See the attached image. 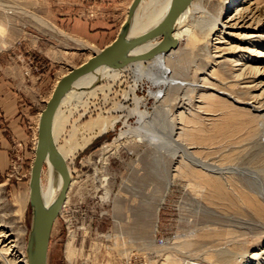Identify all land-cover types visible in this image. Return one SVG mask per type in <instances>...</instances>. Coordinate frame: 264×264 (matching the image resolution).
<instances>
[{"label": "rangeland", "instance_id": "1", "mask_svg": "<svg viewBox=\"0 0 264 264\" xmlns=\"http://www.w3.org/2000/svg\"><path fill=\"white\" fill-rule=\"evenodd\" d=\"M131 2L0 0V23L5 24L0 30V232H6L16 246L8 255L2 251L4 245L0 251L10 262L24 264L31 244L30 178L41 112L61 77L118 36ZM241 4L260 10L262 16L245 29L227 30L220 37L198 42L194 70L186 73L172 65L164 70L172 76L176 68L177 81L185 84L202 85L206 76L207 89L168 92L151 88L144 79L138 92L142 112L130 115L136 100L126 102L121 94L133 84L131 77L115 87L118 95L91 99L87 113L77 98L62 107L68 122L57 148L72 147L74 154L66 161L71 186L53 228L48 264H174L176 258L199 264H250L251 256L264 248L258 223L219 211L220 217L209 218L198 210L194 190L180 181L192 178L182 174L201 173V168L188 163L185 149L195 158L210 163L217 158L219 166L234 168L236 175L229 176L228 182L245 191L251 186L244 176L264 184L259 114L249 109V104L264 100V47L262 54L255 53L259 45L264 46V0H219L217 7L226 23ZM8 9L10 13H4ZM31 14L56 31L40 26ZM80 21L88 23L82 36L74 32ZM178 47L169 61L189 46L182 40ZM207 49L211 58L205 57ZM240 59L256 62L261 70L257 79L235 78L241 68L235 61ZM119 101L121 110L116 106ZM148 119L153 140L137 134ZM104 121L109 128L102 133ZM173 122L182 129L174 136L170 133ZM225 127L229 129L226 139L217 137L213 144L199 146V141H209ZM46 171L44 167L42 182ZM175 179L180 180L172 187ZM255 193L264 204L261 192ZM215 226L220 239L209 231ZM198 234L204 236L202 244L196 243ZM220 248L230 253L221 255ZM239 255L244 258L236 260Z\"/></svg>", "mask_w": 264, "mask_h": 264}, {"label": "bare ground", "instance_id": "2", "mask_svg": "<svg viewBox=\"0 0 264 264\" xmlns=\"http://www.w3.org/2000/svg\"><path fill=\"white\" fill-rule=\"evenodd\" d=\"M170 4H171V0H142L140 4L138 5V8L136 9L134 17L131 21L128 36L134 37V36L141 35L142 33H145L149 31L150 29H152L153 27H155L156 25H158L165 18L169 10ZM217 4H219V0H193L190 3V5L186 8V10L182 13V15L179 17V19L177 20L175 24L174 37L178 41V46H180V43L182 40H185L189 47L186 48V50L182 52V55L180 57L179 56L176 57L174 61H169L168 58L170 55L173 54L172 52H176L179 49L178 46L176 49L172 50L170 53L166 55H158L156 56V58L149 60V61L131 62L125 66L118 67V68L101 67L97 69L95 72L83 77L82 79H80L78 82L74 84V86L72 87V90L63 98L60 104V107L58 108V111L56 112V115L54 118V124H53L54 143H55L58 153L63 157L65 162L73 156L74 149L72 150V147L67 150H65L62 147L57 148V140L60 134L63 132L66 122H68V120L65 119V116H64L65 114L62 111V107L64 105L72 104L73 100L75 101L76 98H77V101H79L77 103L80 104L83 110L84 109L87 110L85 112L87 113L88 111H90L89 104H90L91 99L97 98L100 95L104 96L105 98H108L111 94H114V93L118 95V92L117 93L114 92L115 87L117 85L121 86L125 78L130 79L131 77H133L134 78L133 84L126 88L128 89V91L126 90L122 91L121 98L126 102L130 101L131 99L136 100L135 109H133V111L130 112V115H139L141 114L142 110L139 106L140 101L138 98V92L144 84L143 82L144 79H146L148 83L151 84V88L153 85L154 88H165L168 90V92L173 91L175 89L182 92L185 90V88H188V87L189 88L191 87L193 92L197 90L203 91L207 89L206 86L204 85L208 81V78H206V76L204 77V79H202L203 80L202 85L179 83L177 81V77H176L177 71H175V69L180 68L181 70H185L186 73L190 72V70L193 69V66L196 65L195 63L196 60H194L193 58L195 57L193 56V53L195 52L197 48L198 42L206 41L209 38H211V36L220 37L222 36V33L227 30L232 31L233 29H245L250 26V25L248 26L249 22H251L252 24V21L262 16V12H260V10L251 9L249 7L242 8V4H241L240 6L236 8V11L238 12L236 13V16L234 15L229 21H227L226 23H222L221 17H220V11L217 7ZM210 5L211 6L214 5V8L210 9L209 8L211 7ZM9 10L11 9L4 10V13H10ZM238 15L240 16L238 18H235ZM30 16L36 19L37 23L40 26L45 27L49 30L56 31V29L52 25H50L47 21L40 19L39 17L34 16L33 14H31ZM4 28H5V24L0 23V30ZM218 34H221V35H218ZM158 44H159V39L150 41L144 44L143 46H141L139 49H137L135 53L149 51L150 49L156 47V45ZM263 47L264 46L259 45V48L256 49L255 53L257 55L262 54L261 48ZM214 49L218 51L219 47L214 46ZM204 52L207 54L205 55V57L206 56L208 58L212 57V53L208 49ZM200 54L198 55V57L200 56ZM235 62H236V67H241L239 69L240 74L236 75L235 77L238 81H248V80L257 79L259 75L261 74L260 68L258 67V65L255 64L256 62H254L253 60L243 61L240 59ZM171 65L175 66L176 68L175 67H174L175 69L172 68L174 70L173 75L168 76L166 75L164 70ZM77 105H76V108H77ZM181 105H185V102H183V100H182ZM116 106L119 110H121L120 107L122 105L120 101L118 105ZM249 109L259 114L258 118L260 121L257 127V137H259V139L261 138L264 141V100L260 101V98H259V101L256 100L253 103L249 104ZM230 117L231 116H229L228 119H230ZM149 118L151 119V116ZM116 122L117 120L114 122L113 126L115 125ZM151 126H152V120L148 119L146 124L143 125V127L140 128L137 132L139 138L145 139V140L146 139L153 140L152 136L150 135ZM170 126H172V132H170L172 136L177 135V130H182L181 128L177 127L175 122H173ZM108 128H109L108 123L104 121L101 132L104 133L105 131H107ZM226 129L227 128L225 127L224 129L214 132V134L212 133L213 137L210 138L209 141H203V140L199 141V146L205 145L207 142L213 144V142L215 141V138L217 137H220L221 139L222 138L226 139L229 136V135L227 136L228 134L227 130L229 129L227 130ZM181 134L179 136H181ZM91 140L92 139L89 138L87 140V143H89ZM175 142L177 143L179 142V140H175ZM186 151L187 150L184 149L183 155L187 157L189 161L188 163L195 167L201 168V173L192 172V174L191 175L189 174V176L186 174L184 175L182 174L181 176L183 177L186 176L187 179L190 176L192 178H190L187 181H184L183 178H181V180L175 179L172 182V187H174V184L177 180L184 182L185 184L184 188L187 189L191 187V189L194 190L197 196L196 202L198 205L197 207L198 210L202 211L204 215L209 216V218L210 217H214V218L220 217L218 216V213H216V211H219L221 212V214L222 213L229 214V215L232 214L235 217H239L245 220L255 221L256 223L259 224V226L257 227L260 230V234L264 235V204L259 198L255 197L254 194H252V193H255L256 190L257 191L259 190L261 194L263 195V198L262 197L261 198L264 199V184L258 179L254 180L255 182H252L250 181L249 178H246V176H244L245 177L244 180H246L247 183L249 184L248 186H251L249 187L250 191H245L239 186H236L228 182L229 176L236 175L234 168L232 167L224 168L222 166H219L217 163L218 161L217 158H215L213 162L210 163V162H206L201 159L195 158L192 155L188 154ZM44 167H47V171H46L47 175H46L45 182H42V177H41V195L44 200V204L46 205L47 208H49L56 202V200L58 199L60 195V192L63 187V178L56 171V169L54 168V165L49 161V159L46 160ZM215 177H218V178H215ZM224 183L228 184L226 185L227 187L224 186ZM70 186H71V179H70ZM184 194H187V193H184ZM66 204L67 202L65 201L62 209L65 207ZM207 221L202 224H206ZM33 226H34V210H33V219H32V229H33ZM204 230H205L204 228L201 229V231H204ZM209 231L211 232V234H213L214 237L216 236L218 239L221 238L222 234L218 230V228H216V226L215 228ZM201 234H198L199 241L196 242L197 244H202L201 239H203L204 236ZM9 238L10 236L6 232H3V231L0 232V246L4 245V248L2 249V251L3 253H7V255L9 253L14 252L16 248L15 245H12L13 241H8ZM203 244H205L204 241H203ZM34 250H35V239H34V236H32L31 246L28 250V254L26 255L27 258L24 257L25 258L24 264H31L33 257H34ZM2 251H0V253L2 255L1 261L3 262V264L20 263V261H18V263L17 261L10 262L6 257V254H3ZM211 251H214V250H211ZM218 253L221 255L222 254L224 255L226 253L229 254L230 251H228L226 248H220ZM242 258H244V255H239L237 256L236 260H241ZM168 261H170L169 258H168ZM249 262H251L250 264H264V248L260 250V252L253 254L251 258L249 259ZM174 264H199V263L192 262L191 260L185 261L183 259L176 258Z\"/></svg>", "mask_w": 264, "mask_h": 264}, {"label": "water", "instance_id": "3", "mask_svg": "<svg viewBox=\"0 0 264 264\" xmlns=\"http://www.w3.org/2000/svg\"><path fill=\"white\" fill-rule=\"evenodd\" d=\"M141 1H132L128 9L127 20L118 36L110 45L95 53L93 57L80 66L72 68L60 78L52 96L41 112L38 127V142L30 178V204L34 210L32 236L35 239L34 257L31 264H48L49 246L53 228L70 188L69 170L63 157L56 149L53 137L54 118L63 98L72 90L76 82L101 67L118 68L131 62L149 61L158 55H166L176 49L178 41L174 37L175 24L193 0H171L165 18L158 25L141 35L128 36L131 21ZM156 39H159V44L156 47L149 51L135 53L141 46ZM47 159H49L56 171L63 178V187L60 195L49 208L44 204L41 195V177Z\"/></svg>", "mask_w": 264, "mask_h": 264}, {"label": "crops", "instance_id": "4", "mask_svg": "<svg viewBox=\"0 0 264 264\" xmlns=\"http://www.w3.org/2000/svg\"><path fill=\"white\" fill-rule=\"evenodd\" d=\"M118 1L119 0H102V2L105 5H113V4L117 3ZM74 28H75L74 32L82 36L88 31V23H86L84 21H80V23L79 22L76 23ZM116 37H117V35L114 36L113 39L106 46H104V48L107 47L108 45H110L115 40Z\"/></svg>", "mask_w": 264, "mask_h": 264}]
</instances>
